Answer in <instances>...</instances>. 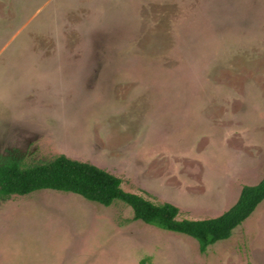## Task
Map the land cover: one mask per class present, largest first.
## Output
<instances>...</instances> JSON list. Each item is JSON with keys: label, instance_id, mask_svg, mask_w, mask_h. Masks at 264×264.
<instances>
[{"label": "rangeland", "instance_id": "1", "mask_svg": "<svg viewBox=\"0 0 264 264\" xmlns=\"http://www.w3.org/2000/svg\"><path fill=\"white\" fill-rule=\"evenodd\" d=\"M0 155H60L219 217L264 176V0H0ZM264 264V201L198 243L51 190L0 199V264Z\"/></svg>", "mask_w": 264, "mask_h": 264}, {"label": "trees", "instance_id": "2", "mask_svg": "<svg viewBox=\"0 0 264 264\" xmlns=\"http://www.w3.org/2000/svg\"><path fill=\"white\" fill-rule=\"evenodd\" d=\"M121 184L119 178L108 172L63 155L30 166L0 155V199L51 190L75 194L106 207L120 201L132 210L135 221L194 239L201 254L217 242L228 240L233 230L264 201L263 176L258 184L244 186L237 202L219 217L179 220V209L174 205H156L140 195L124 191Z\"/></svg>", "mask_w": 264, "mask_h": 264}]
</instances>
